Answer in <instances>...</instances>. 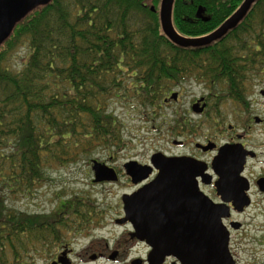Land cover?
<instances>
[{
    "label": "trees",
    "instance_id": "obj_1",
    "mask_svg": "<svg viewBox=\"0 0 264 264\" xmlns=\"http://www.w3.org/2000/svg\"><path fill=\"white\" fill-rule=\"evenodd\" d=\"M160 1L51 0L0 44V264H28L27 255L64 243V230L78 233L89 224L77 210L89 208L80 198L42 215L19 211L6 199L33 193L49 170L88 157L98 145L109 156L122 149L113 101L146 115L196 73L247 109L249 82L264 73V0L221 38L198 47L179 46L164 34ZM242 1L174 0L172 25L183 37L205 35ZM20 44L28 52L13 69L6 59Z\"/></svg>",
    "mask_w": 264,
    "mask_h": 264
},
{
    "label": "rangeland",
    "instance_id": "obj_2",
    "mask_svg": "<svg viewBox=\"0 0 264 264\" xmlns=\"http://www.w3.org/2000/svg\"><path fill=\"white\" fill-rule=\"evenodd\" d=\"M27 52L25 45L20 44L8 55L6 64L13 69H19L26 59ZM192 75L188 80L172 88V91L178 92L176 101L168 100V104H162L153 110L149 107L146 115H143L144 109L128 105L125 101L122 103L113 101L110 104L109 110L123 125L121 132L126 141V145L115 154L109 156L106 146L98 145L88 157L66 167L49 170L48 179L33 193H20L15 198L6 199L8 206L27 214H51L55 209L59 210L63 207L60 204L74 198H80L89 207L77 209L89 220V228L85 229L82 226L78 233L72 229L64 230L62 233L64 243L51 245L50 250L40 254L27 255L28 264H50L56 260V254L61 252L63 256L65 249L71 250L69 258L72 264H132L133 258H145L147 248L141 243H136L129 250L127 257H123L124 259L108 260L103 256L94 261L88 260L91 252L87 249L90 246L96 253L107 254L115 249L116 241L121 239L119 250H128V228L113 222L119 209L122 208L121 196L130 194L137 187L124 173L123 164L130 160H136L139 164H149L147 161L154 152H164V155L182 152L183 148L174 147L172 141L191 137L186 135L185 130L195 129L196 124L199 131V135L195 136L196 140L199 141L204 136L220 139L219 135L214 136L213 126L218 125L215 120L222 122L223 126L231 124L242 129L244 118L253 115L260 118L264 116V102L259 95V91L264 88V73L261 78L259 77V81L257 78L249 82L253 85L246 92V98L250 100L247 111L234 100L226 97L222 87L216 86L212 90L204 79L198 78L196 73ZM214 93L224 100L219 115H216L212 108L211 96ZM205 96L208 97L207 105L200 104V106H206L204 110L206 115L203 117L191 110V104L196 98L204 100ZM185 119L189 122L187 128L185 125L177 124ZM251 131L249 135L251 144L261 145L264 151V124L254 125L251 122ZM187 149H190V146ZM91 159L106 162L118 172L120 171L118 181L94 182L91 165L87 163ZM263 172L264 164H259L257 161L249 163L247 175L250 179H254ZM211 192L210 188H204L205 194ZM249 198L250 204L246 212L237 217L234 216L243 226L241 230L231 234L229 250L237 264H264V196L253 189ZM64 213L65 211H61L57 214L62 217ZM70 219L78 218L72 216ZM81 220L83 219H79Z\"/></svg>",
    "mask_w": 264,
    "mask_h": 264
},
{
    "label": "water",
    "instance_id": "obj_3",
    "mask_svg": "<svg viewBox=\"0 0 264 264\" xmlns=\"http://www.w3.org/2000/svg\"><path fill=\"white\" fill-rule=\"evenodd\" d=\"M51 0H0V44L4 42L12 32L15 24L24 18L35 8L46 5ZM256 0H243L239 7L227 17L217 28L199 37H183L172 25V6L174 0H161L159 5V19L162 31L175 44L187 47H198L211 43L221 38L228 30L236 27L245 16L251 5ZM154 10L153 7H151ZM264 95V91H262ZM177 93L172 97L176 98ZM200 98L196 104H199ZM204 105L198 111L203 110ZM211 145L204 146L210 149ZM151 164L158 168L159 172L154 181L147 183L131 194L122 195L123 208L126 218L131 220L136 230V236L145 239L148 243L152 241L153 231L149 229L150 218L159 216L168 218L172 216L174 222L165 225L163 232L166 234L164 248L157 247L160 252L159 259H151V264H160L165 254L177 257L181 264H235L229 252V232L223 223V219L229 217L228 208L216 205L204 193L198 191L193 194L191 188L195 184V169L204 171L205 164H196L186 157H169L163 153H154ZM212 167L214 165L212 164ZM228 167L219 182L218 194L221 195L223 204L229 201L241 203V207L250 203L245 191L248 186H242L238 178L242 166L238 168ZM91 168L94 174V182L116 181L117 173L113 167L96 159L91 160ZM125 173L130 177L133 184L145 180L151 174L152 167L139 164L136 160H130L123 164ZM260 191L264 192V178L258 181ZM181 185L186 190L178 192L174 197L171 189ZM179 203L175 207L177 214H171V205ZM174 209V207H173ZM161 210L160 213L157 211ZM139 217L147 219L145 225L139 222ZM238 225V224H236ZM59 262H61L59 258ZM61 264H69L64 261Z\"/></svg>",
    "mask_w": 264,
    "mask_h": 264
},
{
    "label": "flooded vegetation",
    "instance_id": "obj_4",
    "mask_svg": "<svg viewBox=\"0 0 264 264\" xmlns=\"http://www.w3.org/2000/svg\"><path fill=\"white\" fill-rule=\"evenodd\" d=\"M255 85V84H254ZM262 91H264V88L259 91V95L261 96L263 102H264V95L262 94ZM251 95V92H250ZM178 99V98H177ZM199 98H196L192 104H191V110L196 114L200 116H205L206 112H204L206 106L204 107L203 111H198L200 109V104L197 105L196 101ZM208 97L205 96L204 100L201 102V104L205 103L207 105ZM250 103V100L247 99ZM211 101L213 104V109L216 115L220 114V107L224 103V100L220 99L217 93H214L211 96ZM164 105L168 104V100L164 101ZM249 106V105H248ZM245 109V111H247ZM251 122L254 125H261L264 124V116L263 118H260L257 115H253L248 118H244L242 121L243 128L238 129L237 126H232L231 124H227L223 126L222 122H218L215 120V123L218 124L217 126H213V129L215 130L214 136L219 135L220 139H215L213 137H206L204 136L199 141L195 139L196 135H199L198 131V124H196L195 129L185 130L186 135L191 137H186L184 140H173L172 144L174 147H177L179 149H182V152H177L175 154H166L170 157H186L190 159L191 161L195 162L196 164L202 163L205 164L204 171L202 169H198V167L195 169V172H197V175L195 176V184L191 188V191L193 194L198 195V191L204 193V188L208 187L212 190L211 193H206V195L215 203L216 205H223L222 207L228 208L229 211V217L223 219L224 225L227 227L229 232V244L231 239V234L239 231L242 229L243 224L239 222L234 216L242 215L244 212H246L248 206L241 207V203L237 201H229L223 204L221 195L218 194V191L221 190L219 187V182L221 179L220 173L224 172L228 169L226 166L238 168L239 166H242V169L239 173V175L242 178H238L241 182L242 186H248V189L245 191L246 195H251L253 189L257 190L262 196H264V192L259 190L257 181L260 178H264V172L260 173L257 177L254 179H250L247 175V169L249 167V163H255L257 161L259 164H264V151L261 149V145H254L251 144L249 140V135L251 134ZM188 126H185L187 128ZM189 132V133H188ZM190 138V139H189ZM211 145L212 147L210 149H204V146ZM188 146H190V149H187ZM155 153V152H154ZM164 153V152H163ZM169 153V152H168ZM151 160V156H150ZM150 160L147 161V163H150ZM212 164L214 167H212ZM117 171V169L115 168ZM159 169L158 168H152L151 174L149 177L141 182L136 189H139L140 187L146 185L149 182L154 181L156 175L158 174ZM117 173H120V171ZM187 188L184 186H175L173 189H171L174 197H178L180 194L178 192H182L183 190H186ZM179 203L178 201L173 203L171 205V214H177L175 211V207H178ZM174 207V209H173ZM161 210L157 211V213H160ZM102 220H100L101 222ZM147 219L144 217H139L140 224L142 223L145 225ZM89 222V220H88ZM113 222L118 225H123L128 228L127 234H128V250H119V247L121 245V239L116 241L115 249L113 251L108 252L107 254L103 253H96L95 251L91 250V246L88 247L87 251H90L91 254L88 255V260L94 261L96 259H101L103 256H105L108 260H116L119 258H123L124 256L127 257L129 250L134 246L133 244L141 243L143 244L147 250L145 258H133L131 260L132 264H151V259H159L160 258V252L157 250V247L164 248V243L166 241V234L165 231L163 232V229L165 225L174 222L175 219L172 216H168V218H161L159 216L151 217L150 227L151 231H153L152 235V241L148 243L145 239L138 238L135 234L136 230L134 228V224L131 220L126 218V211L123 209V206L121 209H119V213L117 214V217L113 219ZM90 223V222H89ZM238 224V225H236ZM103 225V224H102ZM101 225V227H102ZM85 229L90 227V224H87L83 226ZM66 247V246H65ZM106 249H109L107 246H105ZM230 248V247H229ZM237 249V247H236ZM236 251V250H235ZM63 252V251H62ZM65 255L61 256V252L57 255L56 259L60 258L61 261L71 263L69 255L71 250L65 249ZM235 264H237L236 260L233 257V254L231 253V250H229ZM124 259V258H123ZM160 264H181L180 260L169 254H165L162 256L161 263Z\"/></svg>",
    "mask_w": 264,
    "mask_h": 264
}]
</instances>
